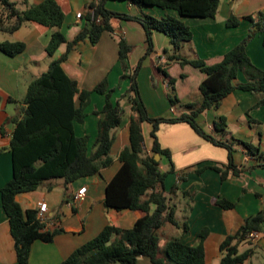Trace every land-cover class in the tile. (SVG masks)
Instances as JSON below:
<instances>
[{"label":"trees","instance_id":"obj_1","mask_svg":"<svg viewBox=\"0 0 264 264\" xmlns=\"http://www.w3.org/2000/svg\"><path fill=\"white\" fill-rule=\"evenodd\" d=\"M105 1L90 0L79 16L84 20V26L71 40H67L60 30L64 12L56 0H42L29 4L24 9L16 7L13 0H0V32L12 34L26 22L54 29L45 47L46 54L51 58L46 70L28 82L20 100L7 98V101L15 102L17 106L15 113L8 118L11 135L7 149L11 153L12 175L0 189V200L8 218L16 260L18 264H28L30 248L35 240L51 242L56 234L65 232L62 227L46 229L37 219V207L23 208L16 200V195L44 186L52 189L55 180H62L65 188L81 177L100 173L114 161L111 154L114 129L123 120L124 108L119 100L115 103L111 100L112 90L108 88L106 79L91 89H80L77 81L65 73L62 63L79 41L89 40L94 45L103 31H113L112 19H124L135 20L141 25L146 49L127 74L126 59L133 47L122 36L117 38L118 61L122 71L120 80L129 79V86L121 95L130 105L129 142L117 155L121 164L106 183L103 205L117 211L129 209L138 213V216L130 228L106 224L97 235L76 247L59 264H140V257H146L151 264H204V240L208 234L205 227L199 232L194 244L184 243L178 236L168 239L160 246L158 230L166 224L180 226L175 217L174 205L170 203V194L178 189V182L185 179L187 171L182 169L177 182L166 188V178L175 168L170 151L162 148L158 141V130L162 124L185 122L197 135L227 150L226 164L206 165L195 169L196 173L208 168L216 171L220 179L224 180L254 167L264 168V154L257 145L234 139L247 155L256 160L253 166L236 165L232 142L205 132L197 121L200 113L218 107L221 100L235 88L255 94L256 106L264 104V70L256 66L246 52L253 32L263 33L264 44V13L243 16V19L252 22L250 33L226 51L220 61L206 64L201 58L190 59L180 54L182 46L192 39V32L181 17L213 18L220 0H118L130 1L138 7H156L165 11L161 16H134L111 11L105 8ZM98 17L99 21L96 20ZM238 23L239 18L236 16H230L226 20V24L231 27ZM155 31L167 36L171 47L164 50L168 53L166 62L156 66V69L170 91V103H178L184 110L174 117H151L137 83V74L143 60L154 51ZM62 44L66 45L65 51L57 56ZM24 48L22 41L0 40V52L10 57L21 53ZM172 60H178L181 65L190 64L204 73L205 77L199 85L198 100L182 102L178 99L175 92L176 80L166 70L167 64ZM239 71L244 73L246 81L234 84ZM93 92L103 94L104 102L100 110L93 111L99 119L96 136L90 146L87 134H75L74 123L85 120V107ZM145 122L150 125L149 135L152 139L149 151L144 149L142 124ZM226 127L225 117L218 116L214 122L215 131L226 134ZM156 154L168 159V169L160 168V160L155 159ZM257 196L264 199L260 194ZM215 204L225 209L235 205L224 198H217ZM181 229L182 233L187 232L186 221H183ZM254 231L264 234V200L260 211L245 217L238 230L228 234L220 243L221 258L218 264H243L248 260L252 251L248 249L239 252L238 246L248 241L249 234Z\"/></svg>","mask_w":264,"mask_h":264},{"label":"crops","instance_id":"obj_2","mask_svg":"<svg viewBox=\"0 0 264 264\" xmlns=\"http://www.w3.org/2000/svg\"><path fill=\"white\" fill-rule=\"evenodd\" d=\"M16 7L24 9L27 5L42 0H13ZM64 12V20L60 28L67 40H71L84 26L79 18L90 0H56ZM105 8L111 11L127 13L134 16L144 14L164 15L165 11L156 7H138L130 1L106 0ZM1 8V5H0ZM264 13V0H220L213 18L181 17L190 28L192 39L180 49V54L187 58H201L206 64H214L221 60L226 51L238 44L252 30V22L242 17ZM171 13V12H169ZM230 16L239 18L236 26H228L226 20ZM113 31H103L99 41L91 44L89 40L79 41L69 51L67 59L62 63L65 73L77 81L80 89H91L106 79L108 88L112 90L111 100L124 108L121 124L114 129V142L111 154L113 163L102 169L100 173L81 177L64 188L62 180L53 181V188L45 186L35 191L16 195V200L23 208H36L39 202H46V218L48 230L62 227L65 232L56 234L51 242L35 240L30 248L28 264H59L76 247L97 235L108 223L119 228H130L138 213L129 209H107L103 205L106 183L112 178L120 166L117 155L129 142L128 126L130 105L121 97L129 86V79L120 80L121 65L118 61V36H122L133 48L126 59L127 74L136 65L146 49L145 34L141 25L135 20L112 19ZM53 28L44 27L35 22H26L12 34L0 32V40L22 41L24 50L14 57L0 52V189L11 178V153L8 151L11 123L8 118L15 111L17 103L7 101L8 97L20 100L26 91L28 82L46 70L51 58L45 47ZM154 51L143 60L137 74V83L142 100L151 117L178 116L183 109L169 107L164 92L167 85L163 81L156 66L164 64L170 49L169 39L164 34L153 33ZM65 44L59 47L57 56L64 53ZM163 50V52H161ZM246 52L252 62L264 70L263 33L253 32V37L246 46ZM168 74L174 78L175 92L182 102H192L200 98L199 85L205 75L190 64L181 65L178 60L168 64ZM157 71V72H156ZM157 87L152 86V81ZM246 81L242 71L237 73L234 84ZM104 95L93 92L85 107L87 116L82 123H74L76 135L87 134L91 146L97 132L98 115ZM12 104V109L9 107ZM257 97L250 91L235 88L224 97L218 107L210 108L197 117L199 125L205 132L216 137L229 140L234 147L233 159L236 165L253 166L256 160L245 153L241 145L234 141L240 139L257 145L264 154V104L256 106ZM226 119V134L214 129L218 116ZM150 125L142 124L144 149L149 151L152 139L149 135ZM158 141L162 148L168 149L174 165V172L166 178V188L177 182L180 171L193 167L187 172L185 179L178 182L174 192L175 217L180 225L188 224V230L180 234L181 240L194 244L202 228L208 229L204 240V264H218L221 258L220 243L234 233L243 223L245 217L261 210L264 196V168L254 167L236 176L224 180L212 169H204L200 173L194 170L206 165L226 164L227 150L215 146L197 135L185 122L162 124L158 130ZM160 168L166 170L168 159L159 156ZM170 175V174H169ZM86 187L84 199L73 202V193L80 187ZM217 198L234 202L232 208H222L215 204ZM65 199V202H63ZM162 228H165L163 226ZM167 240H163V246ZM250 249L251 256L243 264H264V234L244 241L238 246L239 252ZM140 264H151L146 257H140ZM0 264H18L14 243L10 234L8 218L0 200Z\"/></svg>","mask_w":264,"mask_h":264},{"label":"rangeland","instance_id":"obj_3","mask_svg":"<svg viewBox=\"0 0 264 264\" xmlns=\"http://www.w3.org/2000/svg\"><path fill=\"white\" fill-rule=\"evenodd\" d=\"M1 34V33H0ZM160 34L161 35H163V33H161L160 32ZM161 52H163V50L161 51ZM165 52V51H164ZM168 66V65H167ZM166 66V70L168 71V67ZM157 72V71H156ZM158 73V72H157ZM174 78V77H173ZM127 79V78H126ZM126 79H123L122 81H124V80H126ZM175 80H176V78H175ZM152 86L154 87V88H156L157 87V85H156V82H155V80H154V82L152 81ZM169 93H170V91L167 89V90H165V92H164V97H165V100H166V102L168 103V105H169V107H172V108H174V109H176V110H179V109H181V107H180V105L178 104V103H174L173 105L170 103V101H169V99H168V95H169ZM255 95V94H254ZM256 96V95H255ZM9 105V107L12 109L13 107H12V104L11 103H9L8 104ZM192 166L191 167H187V168H185V170L187 171V172H189V171H191L192 170ZM166 169H168V167L166 168ZM171 176V174L170 175H168L167 177H170ZM174 200H175V196H174V193H171L170 194V201L173 203L174 202ZM179 220H180V226L179 227H175V226H172V225H170V224H166L165 225V228H161V229H159L158 230V234L160 235V244H161V242H163V240H168V239H170V238H172V237H178V235H179V231H180V234H181V228H182V223H181V218H178ZM117 264V263H116Z\"/></svg>","mask_w":264,"mask_h":264},{"label":"built area","instance_id":"obj_4","mask_svg":"<svg viewBox=\"0 0 264 264\" xmlns=\"http://www.w3.org/2000/svg\"><path fill=\"white\" fill-rule=\"evenodd\" d=\"M92 11V9H91ZM80 16V15H79ZM97 21L100 20V17H98L96 19ZM85 193H86V187L85 186H82L80 188H78L74 193H73V196H72V200L73 202H79L81 200L84 199V196H85ZM37 219L44 225V227L47 229V225L49 224L47 222V218H46V212H47V204L46 202H39L38 203V206H37ZM260 233L254 231V232H251L249 234V239H254V238H257L259 236Z\"/></svg>","mask_w":264,"mask_h":264},{"label":"water","instance_id":"obj_5","mask_svg":"<svg viewBox=\"0 0 264 264\" xmlns=\"http://www.w3.org/2000/svg\"><path fill=\"white\" fill-rule=\"evenodd\" d=\"M155 159H156V160L159 159V155H158V154L155 155Z\"/></svg>","mask_w":264,"mask_h":264}]
</instances>
